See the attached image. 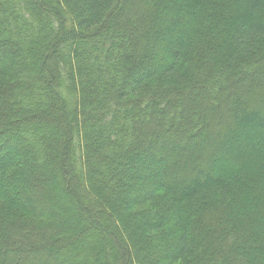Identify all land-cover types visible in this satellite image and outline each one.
Masks as SVG:
<instances>
[{
  "label": "trees",
  "instance_id": "obj_1",
  "mask_svg": "<svg viewBox=\"0 0 264 264\" xmlns=\"http://www.w3.org/2000/svg\"><path fill=\"white\" fill-rule=\"evenodd\" d=\"M0 264H264V0H0Z\"/></svg>",
  "mask_w": 264,
  "mask_h": 264
},
{
  "label": "rangeland",
  "instance_id": "obj_2",
  "mask_svg": "<svg viewBox=\"0 0 264 264\" xmlns=\"http://www.w3.org/2000/svg\"><path fill=\"white\" fill-rule=\"evenodd\" d=\"M151 84H157V83H151ZM69 105H72V104H69ZM70 109H71V107H69ZM96 163H97V161L95 160V165H96ZM82 192H83V190H82ZM84 193V195L86 194L85 192H83ZM61 207V208H60ZM60 207H58V208H55L54 209V211H55V214L57 215V217L58 218H60V220H68V219H70L71 218V216H70V214H68V213H75V214H77L78 213V210H77V206H75V205H72V204H69L68 202H66V201H64L63 203H61V205H60ZM82 207V206H81ZM101 207L107 212V213H109L110 212V209L109 208H107V207H105V205H103V203H102V205H101ZM97 208L98 209H102V208H99V206H97ZM134 208H137V207H134ZM67 211H69L68 213H67ZM82 213L85 215V216H87V214L84 212V211H82ZM81 215V214H80ZM103 217H105L104 215H102ZM114 217V216H113ZM87 221V220H86ZM88 222V221H87ZM115 223V222H114ZM81 230L82 229H78V231L77 232H79L80 231V233H81ZM93 230V232L94 233H96V231H95V229H92ZM75 233V232H74ZM106 237V236H105ZM104 237V239H106Z\"/></svg>",
  "mask_w": 264,
  "mask_h": 264
}]
</instances>
